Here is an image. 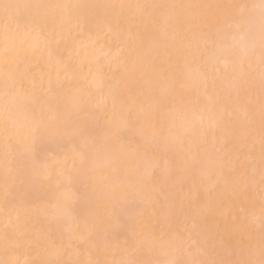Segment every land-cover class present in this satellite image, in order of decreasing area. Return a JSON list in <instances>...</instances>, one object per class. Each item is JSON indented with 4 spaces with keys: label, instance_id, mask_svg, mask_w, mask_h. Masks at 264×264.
<instances>
[{
    "label": "snow or ice",
    "instance_id": "snow-or-ice-1",
    "mask_svg": "<svg viewBox=\"0 0 264 264\" xmlns=\"http://www.w3.org/2000/svg\"><path fill=\"white\" fill-rule=\"evenodd\" d=\"M0 264H264V0H0Z\"/></svg>",
    "mask_w": 264,
    "mask_h": 264
}]
</instances>
